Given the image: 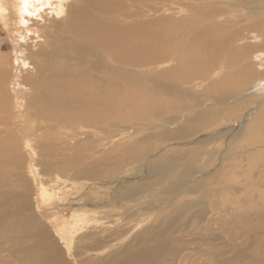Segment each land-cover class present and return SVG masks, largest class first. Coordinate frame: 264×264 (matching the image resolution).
Wrapping results in <instances>:
<instances>
[{
	"label": "bare ground",
	"instance_id": "bare-ground-1",
	"mask_svg": "<svg viewBox=\"0 0 264 264\" xmlns=\"http://www.w3.org/2000/svg\"><path fill=\"white\" fill-rule=\"evenodd\" d=\"M172 3L186 7L187 13L174 18L161 16L157 21L141 19L148 12L161 14L163 7ZM225 3L230 7L215 6ZM234 8L239 9L244 18L234 23L224 20V16L234 15ZM0 15L5 25L18 19L26 26V31L35 33L38 38L35 49H25L16 55V65H8L9 71L6 65L4 68L0 54V171L7 160H11L15 168H21L19 142L8 123H4L5 102L8 94L12 96L13 93L16 107L24 110L27 103L25 107L30 108V117H34L36 126L39 128L43 123L57 138L62 128L78 127L82 131L70 129L76 133L96 130L103 134V137L95 136L96 143L104 139L112 143L111 138H116L111 133L112 123L120 128L119 135L133 129V133L125 136L126 145L123 146L122 141L112 143L109 152L112 151L110 160L115 168L129 159L149 158V153L155 150L162 153L161 150L168 146L173 150L184 141L191 143L195 153L179 148L166 153L169 156L165 159L157 153L154 159L157 162L150 168V173L155 175L151 182L167 180L164 190L180 195L177 199L179 211L188 212L200 203L202 206L194 211V216L203 220L205 230L216 231L214 238L206 237L199 256L190 254L185 250L189 243L182 239L187 233L173 223L169 213L162 217L160 214L159 219L129 242L120 244L112 239L103 249L105 253V250L112 251L97 261L79 259L78 263L74 258L76 254H72L77 250H71V246L75 231H80L87 223L86 212H76L70 217L71 222L58 227L54 233L60 245L52 243L51 246L41 238L47 233L42 223L46 219L37 209L26 212L27 206L23 203L19 211L14 209L13 216L8 212L3 222L0 221V235L11 238L7 249L14 257L25 254L22 257L27 264H264L262 195L254 204L246 202L239 214L235 210L232 225L205 209L208 200L205 195L201 202L184 200L196 189L204 190L206 195L219 189V179L230 175L236 164L235 158L230 156L233 152L229 145L235 143L233 146L238 152L248 154H244L245 157H259L260 148H257L264 143V0H2ZM132 19L136 20L135 24L131 23ZM147 66L154 72L137 73L138 70L128 69L142 67L143 70ZM146 79H155V82ZM254 102L258 104L252 107ZM241 110H244L242 114L230 117ZM225 119L227 123H222ZM143 129L153 130L152 142L147 146L139 145L141 138L136 137ZM228 135H232L231 143L220 148L216 138ZM50 144L43 148L49 150ZM73 144L77 152L71 162L64 161V168L81 158H92L96 153L85 156L81 153L93 150L95 143L92 147L78 141ZM107 155L99 159H108ZM225 160L228 165L221 167ZM215 170L220 176L216 174L214 184L211 177ZM3 178L0 176V188L11 185ZM199 180L202 183L192 188ZM50 187L40 184V198L47 200L55 196L57 189ZM136 189L133 193L138 192ZM7 191L0 192V204L6 200ZM93 195L96 194L90 196L94 198ZM26 196L23 198L27 199ZM12 217L14 220L7 222ZM223 226L225 234L220 235ZM30 235H34L33 240L27 239ZM79 240L84 239L78 237L75 241ZM87 248L86 244L83 250H78L85 253ZM15 249L25 253H16ZM102 253L98 252L99 256Z\"/></svg>",
	"mask_w": 264,
	"mask_h": 264
},
{
	"label": "rangeland",
	"instance_id": "rangeland-1",
	"mask_svg": "<svg viewBox=\"0 0 264 264\" xmlns=\"http://www.w3.org/2000/svg\"><path fill=\"white\" fill-rule=\"evenodd\" d=\"M215 6H218V7L220 6L224 8L230 7V5L227 3L223 5L217 4ZM234 9L236 10H234V15H232L231 18L224 16L223 19L224 20L227 19L234 23V22H239L242 18H244L243 13L241 14V11H239V9L237 8H234ZM186 10H187L186 7L178 6L177 4L172 3V4L167 5L166 7H163V11L161 14L148 12L141 19H145L146 21H149V20L157 21V20H161L162 18L161 16H166L167 18L168 17L174 18V16L177 17V16L185 15L187 13ZM188 11H190V9ZM23 15L26 16V13L24 12V10H23ZM135 21L136 20L132 19L131 23L135 24L136 23ZM218 21L223 22L222 19L221 20L219 19ZM37 41H38V38L36 37L35 33H32L29 30L26 31V26L22 23H19L18 19L15 21V23H13V21L11 22L8 21V23L5 25L0 15V54L2 55L1 61L2 63L4 62L3 63L4 68L6 65V67L8 68L6 69L8 71H9L8 65H10L11 63L12 65L14 63L16 65V62H15L16 55L20 52H23L25 49H31V50L35 49L36 46H34V44H36ZM5 59L8 60L9 64H7L8 62ZM149 67L151 66L143 67V70H142V67L135 68V69H132V68H128V69L132 71L138 70L137 73H140L141 71L144 73H146L147 71L154 72L153 68L152 67L149 68ZM147 81H150V80H147ZM150 82L154 83L155 79L154 81H150ZM189 103L191 104L190 101ZM26 104H24V108H25L24 110H23V107L17 108L13 93H12V96L8 94L7 102H5L7 112L5 114L6 121L4 120V123L5 124L8 123L7 124L8 128L12 131V133L14 132L15 137L17 138L19 142L20 154H21L19 167L21 168L20 169L15 168L12 165L11 160L9 161L7 160V162L2 165V167L4 168H2V170L0 171V173H2L0 174V176H4V178L7 179L11 183V185L9 186L6 185V187L0 188L1 191L8 190L7 191L8 195L5 196L6 200L2 204H0L1 223L3 222V217L5 214H8V212H10V214H12L13 216L15 211H19L20 206H22V204L24 203L27 206L26 212L28 213L31 211L33 212L34 209H37L38 210L37 213L40 214L44 220L46 219L47 223L46 222L45 223L42 222V223L44 224L43 227L46 229L47 233H44L41 238L44 237L47 240L48 245L50 244L52 246L54 244L56 246V245H60V243H58L59 241L57 240V237L54 231L58 227L63 226L66 222H69V221L71 222L72 219H70V217L72 218V215H74L76 212H78V214L86 212L85 215H86L87 223H84L83 225L84 228L82 226L80 228V231L78 230L75 231L77 235L73 232L74 233L73 235H75V237L73 236L74 238H73L71 250L73 249V251L74 250H77V251H74V253H72L73 251H71V253L76 254L74 258L77 260L78 263L81 260L82 262L87 261V259L89 258L90 259L94 258L93 260L97 261L96 259L105 255L108 251L111 250V249L105 250L106 251L105 253L103 249H105L104 245L108 243V241H111L112 239H113L112 240L113 242L120 241V244H125L129 242L133 238L137 237L142 231V229H145L146 227L152 225L155 222V219H159L160 214H161L160 217H162V214L169 213V216L170 215L171 217L173 216L172 217L174 219L173 223L174 224L177 223L176 225L179 226L180 229H183L185 233H187L182 239H183V242L185 241L189 243L190 245L189 248H186L185 250L186 252L190 254H195L199 256L200 252L204 250V246H205L204 241L207 240L208 236H210V239L216 236V231L211 230V228H209V230H205L204 227H202L203 220H201L197 216H194V211H197L202 206L200 203L195 204L192 207V209L189 210L188 212L179 211L178 207H179L180 202H177V199H178V196L180 195L171 194L167 192L166 190H164V186L166 185L167 180L163 179L161 181L156 180V182H151L155 179L154 177L155 175L150 173V168L154 167V165L157 162V159L154 160L157 156V153L163 159L169 156V155L166 156V153L170 154L172 152H176L179 150V148H186L188 151L190 150L191 152L195 153L194 150H191V148L193 147L191 143H185L186 141H184L178 146L173 147L174 148V149L172 148L173 150H170L171 147L169 148L168 146L163 149L164 151L161 150L162 153L158 151L156 152L155 150L149 153L148 155L149 158L138 157L139 159L137 158L136 160L129 159L128 161L123 162L121 165L115 168V164H113V162L110 160V155H111L110 152L112 151L109 152V150L111 149L112 143L114 144V142L116 141H119V142L122 141L123 143L122 145L123 146L126 145V143H124L126 140L125 136L127 133H133L132 132L133 129H127L125 131V134L119 135L120 128L116 124L112 123V126L110 128L111 133L114 137H116L114 139L111 138L114 141L112 143L108 142V140L106 139L101 141V143H96L95 136L103 137L102 133L96 130L87 129V128H85L87 130H84L86 133L74 132V129L78 130L79 132L82 131V128H78V127H70V128H74L73 130H71L70 128H64V129L62 128L61 133H60V138H57L51 135L52 132L43 123L41 127L39 126V128L36 126V122H34L35 121L34 117L33 118L30 117L31 116L30 108L25 107ZM257 104L258 103L254 102L252 103L251 106L253 107ZM252 107H250V109L254 111L255 108H252ZM241 112H244V110L237 111L235 112V114L230 115V117L234 118L235 115L237 117L238 115L242 114ZM226 119L223 120L222 123H227ZM33 124L35 125V127ZM1 126L2 124H0V127ZM151 130L152 129H143L141 133H137L138 136L134 134L137 138L139 137L141 138V139L139 138L140 139L138 142L139 145L147 146L148 144L152 142V140H150L151 139L150 136L153 133V130L152 131ZM71 137H75V138H72L73 140H71L70 139ZM220 137L216 138V142L220 145L219 146L220 148L225 147V145L228 142L231 143L232 135L230 136L228 135V137H223V138H220ZM46 141L47 142L49 141V142L47 143ZM76 141H78L79 143L85 144L87 147H92L93 144L95 143L93 150L88 149L86 151L83 150L82 152L79 151L82 153L83 156L90 154L94 151H96V153L94 154V157L92 158L90 157H87L84 159L81 158L74 164L70 163L71 165H67V167L64 168L63 167L64 161L71 162L74 158V153L77 152L76 147L73 144ZM212 142L214 143L215 140ZM45 144H48V145L50 144L51 147L49 150H46L45 148H43V145ZM181 145H184V146H181ZM233 145H235V143ZM233 145L232 146L229 145V149H232V152H233L232 154H230V156L235 158L236 164L235 166H233V169L230 171V175H228L227 177L221 180L219 179L218 181L219 189L210 192L209 195L208 194L206 195L204 190L199 191V189L198 190L196 189L195 192H191L188 197L184 198V200L191 199L193 201L201 202L200 199L202 197H205V196L208 197V200L205 205V209L210 210V214L212 213L214 214L215 212V216L217 213V217H219L220 220L223 219V222L229 225H232L235 222V218H236L234 216L235 210L239 214L241 210L243 209V205H246L247 203H250V202H252L253 204L256 203L261 195L262 196L260 197V199L264 200V197H263L264 196V143L262 146H258L257 149L260 148L258 150L260 153L258 155L259 157H256V158H253V157L251 158L248 156L245 157L248 154L238 152L239 150L236 147L234 148ZM226 147L228 149V146ZM246 148L248 147H243V149H246ZM104 154L105 155L108 154L107 155L108 159L100 160L99 158L103 157ZM226 161L227 160H225L222 163L221 167H225L226 165H228V162ZM197 165H199V162H197ZM172 170H171V173H173ZM7 174H9L8 175L9 177L7 176ZM150 174H151V179H150ZM210 174H212V172ZM216 174L219 175L220 172H216L215 170V172L213 173L214 176L211 177V181H214V184H215V179L213 178L216 176ZM18 177L21 179L18 180ZM222 177L223 176H221V178ZM185 180L183 179V181ZM42 183L46 187L51 186L52 188H54L52 190H55V189L60 190L61 193L60 191L55 190V196H52L51 199L43 200L39 196V186ZM64 183H66L67 185H65ZM90 183L92 186L90 185ZM201 183H202L201 180H199L198 184L194 183L192 185V188H194V186L195 187L199 186ZM60 187L61 188L63 187V188L60 189ZM133 188L134 189L138 188L136 189L138 192H134L135 193L134 194L132 191L134 190ZM203 188H206V185L204 186L203 184ZM92 189L95 190L96 192L92 191ZM91 192L93 194H96V195H93L94 198L91 197L92 196ZM25 194L27 195L26 196L27 199L23 198L25 197ZM0 196H1V193H0ZM89 196L91 198H89ZM59 199L62 200L61 201L62 203L60 202ZM97 199L100 202L101 200L103 201L104 199V201L101 202V206H98L99 202L97 201ZM26 200L28 203L26 202ZM83 201L85 204H83ZM92 203L96 205H93ZM72 206H74V208ZM63 207L65 209H62ZM70 207L73 212H71ZM90 207H92V209ZM14 209H18V210L14 211ZM89 209H91L92 211H90ZM91 213L92 214L94 213L93 216H91L92 215ZM91 218H94V219H91ZM13 220L14 218L12 217V219H10L9 221L7 220V222H11ZM90 220H93V221H90ZM49 221L51 222V224H49L50 223ZM221 229L222 230L220 231L221 232L220 235L221 234L224 235L225 227L223 226V228ZM218 233L219 231H217V234ZM33 236L34 235H30V237H28L27 239H31ZM78 237H81L82 239L86 241V244L88 246L87 248L88 252H85V253L82 252V250L84 249V245L86 246V244L84 240H82L83 242L80 240L75 241ZM10 239L11 238L7 235H4V234L0 235V264H5V263L27 264L24 262L25 260L24 257H22L25 254L19 255V257H14L12 255L13 253L11 254L10 250L8 251L7 248H9V246L11 245V242L9 241ZM23 239L27 240L25 238ZM182 239H181V242H182ZM97 240L99 241V243H95V241ZM80 242H82L83 244ZM75 244L76 246H74ZM102 244H103L102 248H99L100 245ZM81 245L83 249L81 248ZM16 247L20 248L17 244H16ZM75 247L76 249H74ZM79 248L82 249L81 253L79 252L80 250H78ZM15 252L19 254L25 253L23 250H20L19 252H17L16 249H15ZM98 252L99 253L103 252V253L99 256ZM95 253H97L98 255ZM77 255L79 257H77ZM66 260L70 261L67 258Z\"/></svg>",
	"mask_w": 264,
	"mask_h": 264
}]
</instances>
